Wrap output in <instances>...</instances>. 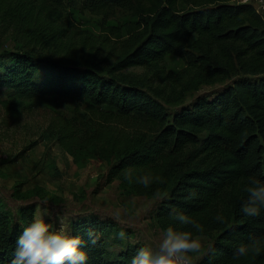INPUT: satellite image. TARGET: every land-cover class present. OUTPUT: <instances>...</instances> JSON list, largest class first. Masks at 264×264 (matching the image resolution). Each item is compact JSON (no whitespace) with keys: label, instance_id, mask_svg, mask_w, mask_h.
<instances>
[{"label":"trees","instance_id":"16d2710c","mask_svg":"<svg viewBox=\"0 0 264 264\" xmlns=\"http://www.w3.org/2000/svg\"><path fill=\"white\" fill-rule=\"evenodd\" d=\"M181 1L91 0L101 14L133 6L139 29L125 36L110 25L103 36L86 35L80 41L85 51L71 63L58 56L76 25L51 0H0V36L15 41L12 47L0 46V85L13 95L77 97L95 109L106 108L98 123L55 115L43 136L78 162L86 157L110 161L106 184L120 180L129 194L158 198L154 214L162 231L172 223L168 213L173 206L203 223L205 232L197 235L212 243L193 264H264V250L239 259L233 255L240 243L264 238V216L251 219L240 213L247 179H264V18L252 5L234 0H187L194 6L190 10L180 9ZM116 43L118 57L104 67L101 57ZM66 50L74 56L70 45ZM168 55L200 70L208 82L240 73L245 77L170 115L137 81L120 76L132 67L157 69ZM1 104L16 116L13 100ZM153 126L159 131L152 132ZM129 166L165 182L148 188L128 183L123 173ZM188 191L198 197L186 201ZM41 205L31 199L13 213L0 202V261L10 259L17 237ZM217 212L224 223L214 220ZM109 227L92 216L70 221L69 231L83 237L88 264H130L142 247L129 242L112 254Z\"/></svg>","mask_w":264,"mask_h":264},{"label":"rangeland","instance_id":"374dc122","mask_svg":"<svg viewBox=\"0 0 264 264\" xmlns=\"http://www.w3.org/2000/svg\"><path fill=\"white\" fill-rule=\"evenodd\" d=\"M51 1L76 25L72 32L74 36L65 39L66 47L58 56L65 55L71 63L85 51L80 46L84 36H103L105 28L110 25L117 26L125 36L139 29L133 6H118L110 14H101L94 12L91 0ZM179 7L182 10L194 8L187 0H182ZM13 45L15 41L10 35L0 36V46L9 48ZM69 45L74 56L66 50ZM117 47V43L113 44L103 53L101 58H106L102 61L104 67L115 62ZM123 75L137 81L164 105L170 115L190 105L199 96L213 97L238 78L245 77L240 73L239 76L219 77L208 82L206 80L210 79L200 70L191 68L174 55H168L157 69L132 67L121 71L120 76ZM6 100L15 103L16 116L1 104ZM106 111L103 107L95 109L77 97L13 95L0 85V202L9 212L16 213L26 201L40 200L42 205L35 215L47 211L50 217L46 219L50 218L55 227L60 226L57 217L66 218L69 225L71 220L86 216L106 222L110 226L106 238L112 254L129 242L155 247L163 232L154 214L158 198L129 194L120 180L106 184L110 161L86 157L78 162L56 142L43 136L49 120L55 115L90 124L102 121L100 114ZM112 118L115 124L121 125L120 117L113 115ZM151 131L157 132L159 128L153 126ZM190 153V150L186 151L187 159ZM4 160L8 162L3 163ZM199 238L204 244L202 256L212 239ZM200 256L194 257L193 261Z\"/></svg>","mask_w":264,"mask_h":264},{"label":"clouds","instance_id":"9594fccd","mask_svg":"<svg viewBox=\"0 0 264 264\" xmlns=\"http://www.w3.org/2000/svg\"><path fill=\"white\" fill-rule=\"evenodd\" d=\"M123 176L128 183L143 188L165 182L163 177L155 176L151 171L138 173L131 166L125 168ZM243 190L247 193V199L242 202L240 213L251 219L264 216V179L249 177ZM197 197L195 191H188L184 195L186 201ZM168 215L172 223L163 230L155 247H139L131 257L130 264H193V258L204 251L203 241L197 234L205 232V225L175 206L170 208ZM46 217H50V214L42 212L23 227L10 259L0 261V264H88L89 255L83 237L69 231L66 218L57 217L60 226L55 227L53 221ZM214 220L224 223L225 217L217 212ZM91 242L95 243V238ZM262 250L264 238H250L247 243H240L233 255L239 259L259 255Z\"/></svg>","mask_w":264,"mask_h":264},{"label":"built area","instance_id":"2783aa9c","mask_svg":"<svg viewBox=\"0 0 264 264\" xmlns=\"http://www.w3.org/2000/svg\"><path fill=\"white\" fill-rule=\"evenodd\" d=\"M234 2L252 5L264 18V0H234Z\"/></svg>","mask_w":264,"mask_h":264},{"label":"crops","instance_id":"0c3cea01","mask_svg":"<svg viewBox=\"0 0 264 264\" xmlns=\"http://www.w3.org/2000/svg\"><path fill=\"white\" fill-rule=\"evenodd\" d=\"M208 247H209V246H208ZM208 247H207V248H208ZM206 250H207V249H206Z\"/></svg>","mask_w":264,"mask_h":264}]
</instances>
